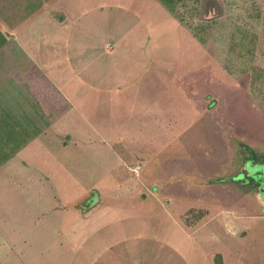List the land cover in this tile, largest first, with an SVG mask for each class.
I'll return each mask as SVG.
<instances>
[{"label": "rangeland", "instance_id": "obj_1", "mask_svg": "<svg viewBox=\"0 0 264 264\" xmlns=\"http://www.w3.org/2000/svg\"><path fill=\"white\" fill-rule=\"evenodd\" d=\"M28 2L0 0V264H264V158L235 175L264 151V0Z\"/></svg>", "mask_w": 264, "mask_h": 264}, {"label": "crops", "instance_id": "obj_2", "mask_svg": "<svg viewBox=\"0 0 264 264\" xmlns=\"http://www.w3.org/2000/svg\"><path fill=\"white\" fill-rule=\"evenodd\" d=\"M15 1L16 0H10V2H12V3H15ZM32 3V4H36V5H38V4H40L41 2H42V0H29V2L28 3ZM19 3H20V0H19ZM27 3V4H28ZM46 3L47 4H49V5H53V6H56V4H60L63 8H64V10L63 11H65L66 10V8L68 9V8H70L71 9V7H70V5H71V3L69 2V0H46ZM9 11H11V10H9ZM48 11H49V9H47L46 10V12L44 13V15H41L42 16V18H43V16L45 17L46 16V14L48 13ZM60 12V11H58V9H53L52 10V12ZM68 11H69V9H68ZM44 12V11H43ZM54 12H53V14H54ZM66 12V11H65ZM53 14H49L48 16H52ZM55 15V14H54ZM41 16H39V17H41ZM37 18V19H35V17H34V21H32V20H30V24H27V26L25 25V27L23 28V30L25 31V30H27L28 31V29L27 28H29V31L27 32V35H26V32H25V37L23 38V33H21L22 35H21V40H20V38H18V41H19V43L21 42V41H23L24 39H28V41H33V42H35V41H38V43L40 42V40H41V42H42V44H43V41H44V38H43V35H44V27H45V25L46 24H43L42 23V18ZM62 17H63V15L60 17H58V18H56L57 20L55 21V20H53V21H51V28H50V30H51V35L54 37V38H56L57 37V34L59 35V37L62 35L60 32H59V29L60 28H62V22H63V20H62ZM30 25V26H29ZM27 27V28H26ZM32 30H33V32H32ZM57 32H59V33H57ZM19 35H17V37H18ZM23 38V39H22ZM27 39H26V41H27ZM56 41H58L59 43L61 42V39H55ZM29 51H30V53H33V55H31L30 54V56H31V58H32V60H34V62H33V64H37L38 66H40V64L37 62V61H40V60H42L43 61V58L41 57V56H39V55H37V54H35L34 52H32L30 49H29ZM42 58V59H41ZM46 58V57H45ZM45 63H43V65H44ZM44 71H45V73H47V76L49 77V79L52 81V84L54 85V86H56L60 91L59 92H63V93H66L65 95H66V97L69 99V100H72L71 99V97H69V95L67 94V92L65 91V88H64V83H68L69 81L68 80H66V81H64L62 84H60L53 76H52V74L50 73V71H48L47 69H48V67L47 66H45L44 67ZM84 72V71H83ZM97 73V72H96ZM95 73V74H96ZM91 75H93L92 73H91ZM100 86H102V85H99V86H97L98 87V89L99 88H101ZM88 94V93H87ZM91 97V96H90ZM87 100H89V95H87V98L84 100L85 102H87ZM71 102V101H70ZM248 136V135H247ZM246 136V137H247ZM64 137V136H63ZM69 137H70V134H69ZM68 137V138H69ZM242 137H245V135H243ZM240 148L238 149V153H240V157H239V165H238V167H236L237 168V173L235 174V175H239V174H243V177L245 176V178L247 177H249L250 175H249V172H248V169L246 168V166L248 165V162H253L254 161V159L253 158H255V157H257V156H261L262 158H264V151H263V154L262 153H260L258 150H256L255 148H252V146H249V145H246L245 144V142H242V145L241 146H239ZM246 147V148H245ZM241 150V151H240ZM239 155V154H238ZM242 157H247V159L245 160V162L243 163V161H244V159L242 158ZM250 178H252L253 179V181L255 182V179L251 176ZM242 178H239L238 179V182H239V180H241ZM244 179V178H243ZM260 181H258L257 182V188H258V190H257V192H256V195L258 194V195H260V193H261V191H262V178H260L259 179ZM186 181H183V184H186L187 185V187H190V186H193V187H195V185H194V183H193V185H190V183H192L191 181H189V182H187V183H185ZM241 183V182H240ZM251 183V182H250ZM247 186V185H246ZM261 188V189H260ZM162 191V190H161ZM159 194H162L164 197H166V195L167 194H163V193H159ZM148 197V196H147ZM164 199V198H163ZM219 199V198H218ZM220 201V200H219ZM96 204L97 203H95L92 207H94V206H96ZM91 207V208H92ZM93 209V208H92ZM180 215H183L182 213H180ZM188 227H191V224H189L188 225ZM198 228V227H197ZM197 228H194V226H193V229H197Z\"/></svg>", "mask_w": 264, "mask_h": 264}, {"label": "flooded vegetation", "instance_id": "obj_3", "mask_svg": "<svg viewBox=\"0 0 264 264\" xmlns=\"http://www.w3.org/2000/svg\"><path fill=\"white\" fill-rule=\"evenodd\" d=\"M241 151V150H240ZM244 159L243 163L245 162V160L247 159V157H242ZM252 179V178H251ZM243 182V179H241ZM245 185V184H244ZM257 183L254 185V182H251L249 185H247L246 187L249 188L251 190V192L253 194H256L258 188H257ZM256 188V189H255ZM261 189V188H260Z\"/></svg>", "mask_w": 264, "mask_h": 264}, {"label": "trees", "instance_id": "obj_4", "mask_svg": "<svg viewBox=\"0 0 264 264\" xmlns=\"http://www.w3.org/2000/svg\"><path fill=\"white\" fill-rule=\"evenodd\" d=\"M164 1V3L165 4H168V5H173V3H172V0H163Z\"/></svg>", "mask_w": 264, "mask_h": 264}]
</instances>
